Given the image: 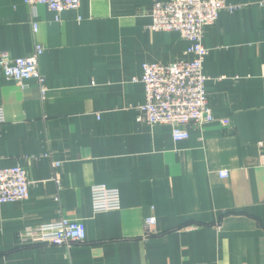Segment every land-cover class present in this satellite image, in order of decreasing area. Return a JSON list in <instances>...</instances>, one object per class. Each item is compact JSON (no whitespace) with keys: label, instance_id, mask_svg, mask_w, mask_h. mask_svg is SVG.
I'll return each instance as SVG.
<instances>
[{"label":"crops","instance_id":"obj_1","mask_svg":"<svg viewBox=\"0 0 264 264\" xmlns=\"http://www.w3.org/2000/svg\"><path fill=\"white\" fill-rule=\"evenodd\" d=\"M155 1L80 0L55 19L45 5L0 0V52L42 45L47 87L0 75V166L30 181L26 199L0 205V264H264V0H226L242 7L205 27L214 120L178 141L136 119L142 65L190 58L177 32L148 28ZM95 184L118 189L120 208L93 212ZM61 218L82 219L85 240L20 242Z\"/></svg>","mask_w":264,"mask_h":264},{"label":"built area","instance_id":"obj_2","mask_svg":"<svg viewBox=\"0 0 264 264\" xmlns=\"http://www.w3.org/2000/svg\"><path fill=\"white\" fill-rule=\"evenodd\" d=\"M31 7L45 5L58 19L65 10L76 11L80 0H23ZM264 5V1H261ZM241 4L226 0H156L149 13L148 28L152 31H174L189 42L185 50L190 58L178 59L172 63L147 62L142 65L140 77L131 80L140 81L144 87V102L138 105L137 121L148 125L166 124L171 127L174 140L188 137L187 126L190 123L202 125L214 120L208 104L203 73V62L207 48L203 45L206 26L213 24L222 11L232 12L240 9ZM32 28L37 30L36 23ZM44 48L39 43L25 56L10 57L0 52V75L21 84L35 79L44 95L47 91L45 78L38 66L39 57ZM5 121L4 110L0 106V123ZM58 163H55L57 165ZM264 165V153L261 155ZM220 178H226L228 171L218 172ZM30 181L26 171L19 165L0 166V205L7 202L26 199ZM93 212L117 210L121 206L120 193L116 188L104 184H95L90 189ZM155 217L145 219L146 232L149 234ZM86 229L82 219L61 218L58 221L27 227L19 235L22 244H53L70 246L85 240Z\"/></svg>","mask_w":264,"mask_h":264}]
</instances>
